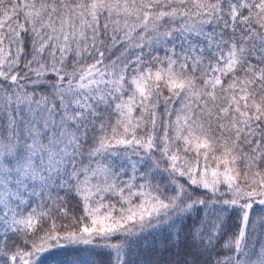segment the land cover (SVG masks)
Here are the masks:
<instances>
[{"label":"snow or ice","instance_id":"1","mask_svg":"<svg viewBox=\"0 0 264 264\" xmlns=\"http://www.w3.org/2000/svg\"><path fill=\"white\" fill-rule=\"evenodd\" d=\"M0 264H264V0H0Z\"/></svg>","mask_w":264,"mask_h":264}]
</instances>
